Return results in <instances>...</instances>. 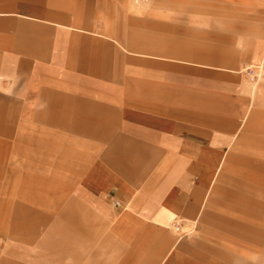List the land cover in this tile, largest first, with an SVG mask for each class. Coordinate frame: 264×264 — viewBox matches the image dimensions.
<instances>
[{"label":"crops","instance_id":"0c3cea01","mask_svg":"<svg viewBox=\"0 0 264 264\" xmlns=\"http://www.w3.org/2000/svg\"><path fill=\"white\" fill-rule=\"evenodd\" d=\"M40 6L0 0V144H12L0 165V264H82L87 239L88 264H259L240 257L264 250V158L254 165L230 147L249 126H215L212 100L169 104L162 90L118 88L116 78L103 88L117 46L99 28H31ZM260 34L241 56L264 59ZM257 73L253 98L264 105V66ZM213 78L193 75L190 93L211 97ZM230 161L256 179L224 184ZM176 222L195 234L176 238Z\"/></svg>","mask_w":264,"mask_h":264},{"label":"rangeland","instance_id":"374dc122","mask_svg":"<svg viewBox=\"0 0 264 264\" xmlns=\"http://www.w3.org/2000/svg\"><path fill=\"white\" fill-rule=\"evenodd\" d=\"M38 3L39 18L33 20L36 26L31 28H99L101 40L117 46L112 61L118 63L101 66L104 76H112V80L102 81L103 88L114 85L116 78L118 88L162 90L169 104L197 99L201 108L205 106L202 101L212 100L215 126L227 124L234 117L249 126L244 130L249 135L245 144L239 149L231 145V149L252 159L254 165L258 158H264V140L259 143L256 139L264 138V105L257 103L252 93L253 84L260 79L258 65L264 66V59L253 62L252 54L241 56L245 51L243 41L253 53L252 47L264 29L261 16L264 3L254 0H38ZM55 67V72L71 71V66ZM207 70L214 73L212 96L207 97L201 90L197 95L194 91L190 93L193 75H198L194 83L201 84L199 79ZM7 84L12 88V81ZM6 152L12 153V144H0V165L5 162ZM228 163L230 171L224 184H234L237 175L243 173L249 176L247 181L256 179L252 168L238 161ZM101 228L102 233L108 230L107 226ZM170 228L177 238L195 234L197 226L182 224L177 231L172 224ZM88 229L93 232L94 226L87 225ZM74 242L77 246L78 241ZM3 243L5 240L0 241V248ZM93 243L89 239L83 243L86 256L82 257V264L89 263ZM246 250L249 255L240 259L264 264V250L256 255L247 246ZM12 259L23 261L18 257ZM214 259L222 264V257Z\"/></svg>","mask_w":264,"mask_h":264},{"label":"built area","instance_id":"2783aa9c","mask_svg":"<svg viewBox=\"0 0 264 264\" xmlns=\"http://www.w3.org/2000/svg\"><path fill=\"white\" fill-rule=\"evenodd\" d=\"M174 225H175V229L178 231L180 229V224L176 222Z\"/></svg>","mask_w":264,"mask_h":264}]
</instances>
